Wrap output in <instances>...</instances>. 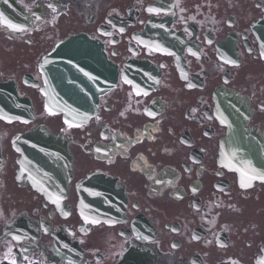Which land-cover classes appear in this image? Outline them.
I'll return each mask as SVG.
<instances>
[{
    "label": "flooded vegetation",
    "instance_id": "af4514ba",
    "mask_svg": "<svg viewBox=\"0 0 264 264\" xmlns=\"http://www.w3.org/2000/svg\"><path fill=\"white\" fill-rule=\"evenodd\" d=\"M81 34L115 81L75 125L46 108L40 65ZM219 85L248 99L264 139V0H0V109L31 113L0 112V264H264V180L219 161ZM40 125L72 159L60 205L12 144Z\"/></svg>",
    "mask_w": 264,
    "mask_h": 264
},
{
    "label": "water",
    "instance_id": "95a60500",
    "mask_svg": "<svg viewBox=\"0 0 264 264\" xmlns=\"http://www.w3.org/2000/svg\"><path fill=\"white\" fill-rule=\"evenodd\" d=\"M85 45L86 50L78 48ZM93 46V47H92ZM92 47V48H91ZM96 47L84 39H71L60 45L55 55L64 59H70L85 69H97L100 64ZM89 48H91L89 50ZM88 58V61L86 60ZM61 61L56 69L60 73L67 72L71 67ZM217 100V113L220 121L227 126V135L222 141V154L238 169H246L253 174H259L264 170V148L253 134L246 128V118L249 112L247 102L237 93L219 87L215 91ZM79 107L78 103H74ZM87 110H93L95 103H86ZM22 160L24 166L31 172L36 170L38 183L66 188L65 173L66 161L64 160V147L56 138H51L43 130L29 133L20 141ZM26 163V164H25ZM50 181V182H49Z\"/></svg>",
    "mask_w": 264,
    "mask_h": 264
},
{
    "label": "snow or ice",
    "instance_id": "6c2138e0",
    "mask_svg": "<svg viewBox=\"0 0 264 264\" xmlns=\"http://www.w3.org/2000/svg\"><path fill=\"white\" fill-rule=\"evenodd\" d=\"M259 178L262 179V180H264V175H261ZM12 264H15V262L13 261Z\"/></svg>",
    "mask_w": 264,
    "mask_h": 264
}]
</instances>
